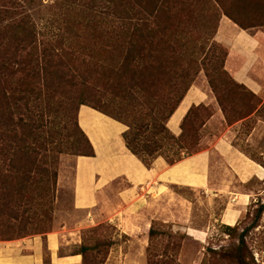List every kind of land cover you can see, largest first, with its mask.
I'll return each mask as SVG.
<instances>
[{
  "label": "trees",
  "instance_id": "trees-1",
  "mask_svg": "<svg viewBox=\"0 0 264 264\" xmlns=\"http://www.w3.org/2000/svg\"><path fill=\"white\" fill-rule=\"evenodd\" d=\"M132 1L53 0L63 3L62 7L52 18L41 19L43 28H38L26 8L31 1L7 0L0 10V239L33 229L38 232L50 223L58 169L55 162L41 165L40 146L32 144V133L43 121L44 101L47 107L55 106L64 87L71 92L68 105L77 106L74 127L89 149L83 157L94 156L77 123L79 107L87 106L127 127L125 146L147 169L159 157L169 166L186 158L178 154L184 148L182 135L176 137L167 125L198 76L199 65L227 116L214 85L219 80L221 87L226 86L228 77L227 51L214 40L218 24L225 16L243 31L263 27L264 0H134L131 5ZM17 6L23 7L20 12ZM196 42H202L198 53L205 55L200 62ZM97 43L102 46L98 52L107 57L105 65H94L83 73L67 71L62 65L70 52L90 50L98 55ZM110 64L118 65V83L105 90L112 97L108 106L116 111L113 115L100 110L102 97L93 101L99 92L93 86ZM226 91L224 87L222 94ZM86 102H96L98 107ZM192 109L182 121V131ZM63 124L60 131L69 141V128ZM50 128L54 143L57 128L52 123ZM256 210L252 224L241 233L238 226L224 227L233 243L209 249L208 264H256L246 243L259 226L264 205ZM80 251L85 264L83 245Z\"/></svg>",
  "mask_w": 264,
  "mask_h": 264
},
{
  "label": "rangeland",
  "instance_id": "rangeland-1",
  "mask_svg": "<svg viewBox=\"0 0 264 264\" xmlns=\"http://www.w3.org/2000/svg\"><path fill=\"white\" fill-rule=\"evenodd\" d=\"M6 1L0 0V10H4L3 5ZM22 1H31L26 8L32 14V20L38 24V28L44 24L41 19L52 18L57 14L55 11L57 12V9L63 4L61 2L54 3L53 0ZM131 5H134V0ZM19 6H17V12L23 8ZM61 12L63 11L59 13ZM257 29L264 30V26L248 31L253 34L252 31ZM98 43L95 45L96 49L93 48V45L91 46L98 55H94L90 50L81 53L70 52L68 58L63 59L62 65L67 71L72 68L73 73L76 71L83 73L94 65H105L104 61H107L105 60L107 57L98 52L97 49L102 47ZM201 44L202 42H196L195 45L197 52L195 55L199 58V62L205 57L204 54L198 53ZM223 48L228 54L227 48ZM97 58L103 62L101 63ZM119 59L121 60L120 56ZM225 62L224 70L226 71ZM117 66L106 65L107 72L93 86L99 90L93 101L102 97L103 100L100 104L102 109L100 110L108 115H113L116 111L108 106L112 97L108 91L106 94L105 90L106 88L110 90L108 87H115L118 83ZM199 67L200 72L190 89L204 93L206 99L210 98L203 103L192 105L193 109L183 126L184 135L182 134L184 118L182 119L179 126L180 132L177 135L174 134L176 137L182 135L180 146L184 148L178 154L181 157H191L206 150L208 142L214 137H221L224 134L227 135L237 151L264 170V94L263 96L253 94L246 87L238 84L226 71L228 77L225 78L226 86L224 87L227 91L222 94L224 87L220 86L219 80H216L214 84L217 91H220L221 102L227 113L225 117L201 65ZM96 73L101 74L97 70ZM106 83L107 85H105ZM236 84L243 87L237 88ZM64 89L62 96L55 100V106L47 107L44 101L43 121L36 124V127L40 128L32 133V144L36 143L40 146L41 165L52 162L57 164L58 180L50 223L41 231L28 230L26 234H13L9 238H1L0 241L44 235L62 227L72 226L80 218V213L73 210L75 160L87 155L89 149L84 137L74 127L77 106L76 104L73 107L68 105L66 98L71 92L67 91L68 87H64ZM194 93L192 92L188 96L185 105L191 99H195ZM103 94L106 95V101ZM87 104L98 107L96 102ZM29 106L36 109V113H38V109L30 102ZM184 110L185 106L182 107L175 119H178ZM216 115L218 118L210 120L212 116ZM56 117L57 120H55ZM63 122L69 128V141L64 139L66 137L60 131L64 126ZM51 123L55 124V129L57 128L54 143L50 141ZM72 146H75L77 150L72 151L70 148ZM159 158L166 162L164 158ZM211 162L213 183L208 191L171 187L169 202H165V204L167 202L170 204L171 211L166 210L164 213H159L161 215L158 216L157 213L151 214L149 218H153L146 226L142 225L140 220L136 221L135 225L138 228L136 232L126 231L123 233L113 222L80 230V247L75 252H81L80 249L83 245L85 264H208L209 249L219 250L227 248L233 243L224 227L238 226V233H241L243 229L252 224L257 207L264 205V181L253 180L248 184H240L238 176L227 170L226 164L219 157L213 155ZM235 193L250 196L245 207L238 206V202L232 200V198H237L234 197ZM230 216L235 217V221L232 222L228 218ZM22 218L27 217H20V219ZM150 230H152V236L149 235ZM254 232L247 237L246 243L253 250L256 264H264V214Z\"/></svg>",
  "mask_w": 264,
  "mask_h": 264
},
{
  "label": "crops",
  "instance_id": "crops-1",
  "mask_svg": "<svg viewBox=\"0 0 264 264\" xmlns=\"http://www.w3.org/2000/svg\"><path fill=\"white\" fill-rule=\"evenodd\" d=\"M252 32L239 29L222 16L214 40L228 50L225 69L232 78L253 94L263 96L264 30ZM192 92L195 99L185 105ZM209 98L191 88L168 121L170 131L177 135L192 105ZM183 106L185 110L175 119ZM217 115L210 120L218 118ZM77 123L94 152L93 157L75 160L73 210L80 213V218L72 226L44 235L0 241V264H83L82 256L75 252L80 247V230L113 222L123 233L136 232V221L146 226L153 218H149L151 214L158 216L171 211L168 203L171 187L208 191L213 183V155L238 176L240 184L264 181V170L237 151L224 134L210 140L206 150L173 166L158 158L147 169L126 148L123 134L127 128L123 124L87 106L78 109ZM234 195L237 198L232 200L240 207H245L250 199L242 193ZM228 218L235 221V217Z\"/></svg>",
  "mask_w": 264,
  "mask_h": 264
}]
</instances>
